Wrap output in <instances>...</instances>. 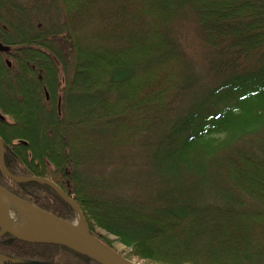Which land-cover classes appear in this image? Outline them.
I'll return each mask as SVG.
<instances>
[{"label":"trees","instance_id":"trees-1","mask_svg":"<svg viewBox=\"0 0 264 264\" xmlns=\"http://www.w3.org/2000/svg\"><path fill=\"white\" fill-rule=\"evenodd\" d=\"M0 42L13 175L54 182L128 258L264 264V0H0ZM0 185L78 218L47 184ZM0 252L100 264L9 234Z\"/></svg>","mask_w":264,"mask_h":264},{"label":"water","instance_id":"water-1","mask_svg":"<svg viewBox=\"0 0 264 264\" xmlns=\"http://www.w3.org/2000/svg\"><path fill=\"white\" fill-rule=\"evenodd\" d=\"M0 50H8L0 43ZM9 63V61H8ZM4 143L0 138V168L8 178L16 181H35L41 184H47L73 205L78 214V220L75 223L60 219L41 208L17 197L0 185V237L9 234L18 241L31 244H50L69 247L81 254H84L100 264H140L134 259L128 258L119 251L111 248L103 241L94 236L88 227L87 221L81 211L78 203L68 197L54 182L42 177H22L13 175L6 167L4 161ZM21 201L46 214L53 219L45 222L41 218L32 217L33 222L19 223L13 219V199ZM78 222L82 223L78 226ZM13 264L22 263L19 258H11L0 253V264L5 262Z\"/></svg>","mask_w":264,"mask_h":264},{"label":"bare ground","instance_id":"bare-ground-1","mask_svg":"<svg viewBox=\"0 0 264 264\" xmlns=\"http://www.w3.org/2000/svg\"><path fill=\"white\" fill-rule=\"evenodd\" d=\"M11 199L13 198L11 197ZM13 208V219L19 223L33 222L32 217L41 218V220H44L45 222L53 219L52 217H49L48 219V216L46 214L15 199H13ZM81 224L82 223L78 222L77 225L80 226Z\"/></svg>","mask_w":264,"mask_h":264},{"label":"rangeland","instance_id":"rangeland-1","mask_svg":"<svg viewBox=\"0 0 264 264\" xmlns=\"http://www.w3.org/2000/svg\"><path fill=\"white\" fill-rule=\"evenodd\" d=\"M185 33H186V30H185ZM183 34H184V31H183ZM187 37V36H185ZM189 38H190V35H189ZM78 220V218H77ZM74 223V222H73ZM88 224V223H87ZM89 227V226H88ZM97 231L102 234L103 236H106L109 240L112 241V245H113V249L119 251L120 253H122L123 255H128L129 254V249L126 248L125 246H123L122 244L118 243V242H114V237L111 236V235H108L107 233H105L103 230L101 229H97ZM131 259H134L135 261L139 262L140 264H149L143 260H139L137 259L136 257L132 256Z\"/></svg>","mask_w":264,"mask_h":264},{"label":"flooded vegetation","instance_id":"flooded-vegetation-1","mask_svg":"<svg viewBox=\"0 0 264 264\" xmlns=\"http://www.w3.org/2000/svg\"><path fill=\"white\" fill-rule=\"evenodd\" d=\"M0 53L3 54V56H5L6 54V58H5V61L7 63V66L8 67H11L12 64H13V50L9 49V50H0ZM10 61L8 63V61ZM1 253V252H0ZM4 264H13V263H10L9 261L5 262Z\"/></svg>","mask_w":264,"mask_h":264}]
</instances>
